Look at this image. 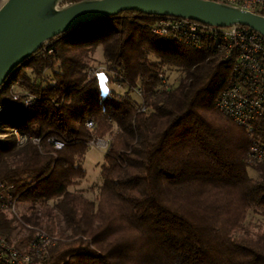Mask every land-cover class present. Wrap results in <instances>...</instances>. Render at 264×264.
I'll list each match as a JSON object with an SVG mask.
<instances>
[{
  "label": "trees",
  "instance_id": "1",
  "mask_svg": "<svg viewBox=\"0 0 264 264\" xmlns=\"http://www.w3.org/2000/svg\"><path fill=\"white\" fill-rule=\"evenodd\" d=\"M158 18L122 12L79 24L0 86V119L28 138L22 147L0 143V183L11 186L23 223L57 239L38 264H264V232L243 228L249 210L264 213V164H246L243 129L213 107L228 68L152 34ZM98 47L105 72L86 82ZM163 65L183 76L149 102ZM137 84L143 100L130 95ZM25 94L35 98L28 107ZM105 136L91 201L69 188L84 179L87 142ZM22 229L0 211V234L25 249L31 231L14 240Z\"/></svg>",
  "mask_w": 264,
  "mask_h": 264
},
{
  "label": "built area",
  "instance_id": "2",
  "mask_svg": "<svg viewBox=\"0 0 264 264\" xmlns=\"http://www.w3.org/2000/svg\"><path fill=\"white\" fill-rule=\"evenodd\" d=\"M235 6L240 9L259 14L264 17V0H212ZM151 33L165 41L183 43L194 50H206L228 68L222 89L218 92L214 109L222 116L242 128L247 139L245 162L248 165L264 163V39L258 34L239 26L211 27L200 23L171 17H159L150 29ZM101 68H88L86 81L104 74ZM161 78V87L156 91H168V86ZM119 87V86H118ZM12 89V88H11ZM139 95V89L133 90ZM13 97L17 95L12 90ZM32 95L25 94L23 107L34 103ZM2 107L0 105V111ZM144 108L140 107V112ZM91 127V123L86 124ZM13 137L17 146H22L28 138L14 127L0 121V143ZM6 138V139H4ZM55 149L62 143L47 140ZM33 145H38V138H31ZM109 141L93 137L87 142V148L106 151ZM11 186L0 183V211L9 210L14 215L16 197L10 196ZM31 231L27 248L29 254L22 255L0 234V264H38L47 250L57 239L41 230L27 227Z\"/></svg>",
  "mask_w": 264,
  "mask_h": 264
},
{
  "label": "water",
  "instance_id": "3",
  "mask_svg": "<svg viewBox=\"0 0 264 264\" xmlns=\"http://www.w3.org/2000/svg\"><path fill=\"white\" fill-rule=\"evenodd\" d=\"M136 12L191 20L211 27L239 26L264 39V17L212 0H0V86L43 44L79 24Z\"/></svg>",
  "mask_w": 264,
  "mask_h": 264
},
{
  "label": "rangeland",
  "instance_id": "4",
  "mask_svg": "<svg viewBox=\"0 0 264 264\" xmlns=\"http://www.w3.org/2000/svg\"><path fill=\"white\" fill-rule=\"evenodd\" d=\"M148 59H151V57H148ZM101 63H102V52H101V48L98 47L94 51V53L90 56V59L87 63L88 66L85 68L84 72H86L88 68H101V67L104 68V66ZM104 70H105V68H104ZM157 76L158 77L160 76V77H162V79H164V82L168 86V90H169L170 87L172 88V87H175L177 85L179 79L183 76V74L175 68H169V67H166L163 65V66L158 67ZM85 77L86 76L84 75V78ZM158 79H161V78H158ZM85 81H86V78H85ZM118 86H119L118 84H111V83L108 85V87H110L111 90L115 91V93L117 95L122 96L124 93V89H122V87H120V86L118 87ZM159 87H161L160 80H159V83L157 85V88H159ZM135 89H139V95H137L136 93L133 92V90H135ZM12 90H16V92L18 94V88L16 85H13L11 91ZM165 92L164 91H155L152 94L151 93L147 94V97H148L147 100L149 102H152L156 96L155 94L159 95V94H164ZM130 93H131L130 94L131 97L143 100L142 99L143 98L142 89H141L139 84H137V86L132 88ZM144 105L145 104H141L140 107H143L144 111H145L146 106H144ZM0 121L4 122L5 118L0 119ZM103 138L108 139V141H110L109 140L110 136H105ZM4 139H6V138H4ZM10 139L14 141L16 147H22L23 145L26 144V142L28 140L27 139L26 142L23 143L22 146H17L13 137H9L6 140H10ZM104 153H105V151L98 150L96 148L88 149L85 152L83 159L80 163L82 170L85 172L84 179L81 180V182L77 183V185L69 188V191H74V190L82 191L84 197H86L87 199H89L91 201H95L99 186L101 184V179L99 176V169H100V166L103 162L102 157H103ZM260 164H264V163H257V164L253 163L250 166L260 165ZM255 177H256V174L254 175L253 178H255ZM1 212L4 213V215L7 217V219L13 220L16 225H20L23 228L21 231H19V230L17 231V233L14 235V240H19L21 238H24L25 237L24 234L26 233V231H29V229L27 228L29 226H27L25 223H23L20 220L16 205H15L14 215L10 214L9 210H3ZM243 228H244V230H246L249 233H255L258 231L264 232V213H263V211H261L259 209L249 210L246 214V217H245V220L243 223ZM11 243H12L11 245L14 246L20 254L25 255V254L30 253V250L28 248L23 249L21 245L15 246L14 241H12ZM53 246H51V247H53Z\"/></svg>",
  "mask_w": 264,
  "mask_h": 264
},
{
  "label": "clouds",
  "instance_id": "5",
  "mask_svg": "<svg viewBox=\"0 0 264 264\" xmlns=\"http://www.w3.org/2000/svg\"><path fill=\"white\" fill-rule=\"evenodd\" d=\"M5 3H7V0H4Z\"/></svg>",
  "mask_w": 264,
  "mask_h": 264
}]
</instances>
